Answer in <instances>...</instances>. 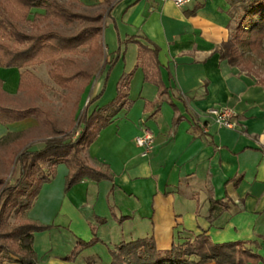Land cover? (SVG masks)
<instances>
[{"label": "crops", "instance_id": "0c3cea01", "mask_svg": "<svg viewBox=\"0 0 264 264\" xmlns=\"http://www.w3.org/2000/svg\"><path fill=\"white\" fill-rule=\"evenodd\" d=\"M104 1L73 3L95 8ZM109 7L103 20L110 48L106 63L120 52L111 68L104 65L91 99L116 97L119 86L127 97L107 106L110 123L86 158L112 180L84 179L65 190L68 170L56 166L25 215L52 226L33 236L37 264H110V251L121 242L152 238L164 252L175 241L203 233L215 244L252 243L247 247L264 258V88L221 57L233 7L227 0H193L181 8L153 0H111ZM131 37L159 47L161 80L168 90L162 98L143 81L137 45L127 42ZM22 72L0 69L11 103L21 94ZM157 101L156 114V106L144 111L145 102ZM221 107L234 109L236 128L220 127L206 115ZM37 126L34 118L0 124V141L33 134ZM145 132L154 145L142 157L133 139ZM211 199L228 202V208L209 214ZM93 239L98 242L91 247H77V241ZM74 251L73 259L65 260Z\"/></svg>", "mask_w": 264, "mask_h": 264}, {"label": "trees", "instance_id": "16d2710c", "mask_svg": "<svg viewBox=\"0 0 264 264\" xmlns=\"http://www.w3.org/2000/svg\"><path fill=\"white\" fill-rule=\"evenodd\" d=\"M66 3L77 0H65ZM111 0L103 4L108 7L105 14L87 16L72 12L59 0H0V69L23 70L20 74L18 90L22 91L27 83L44 86L31 70L47 64L49 79L59 88H66L70 83L83 79V88L89 83L91 76L77 67L76 62L69 56L86 49L89 56L100 50L99 39L103 32L102 19L109 13ZM233 7L230 39L220 49L223 60L235 66L246 57L249 60L257 57L264 60V0H227ZM29 16H32L31 26L40 29L44 26L62 24L70 26L75 22H83L88 27L72 36H64L54 31L32 35L21 30ZM11 42V43H10ZM129 43L137 45V66L143 74V81L157 88L158 98L168 94L160 75L158 60L159 47L144 37H131ZM116 57L104 65L113 66ZM239 62V63H238ZM31 69V70H29ZM0 79V124L6 125L34 118L39 125L50 130V136L45 139L38 149L25 148L16 155L14 164L18 174L12 184L0 192V264H37L33 251V236L49 230L52 226L25 221L18 225H10L8 218L14 214L17 218H25L31 209L43 184L49 183L55 175L56 166L62 164L68 174L65 190L84 179L100 182L112 180L107 170L94 168L81 157L86 154L89 146L96 140L99 132L110 123L106 108L114 103H120L127 95L117 87L116 97L106 105L96 103L102 94L90 99L83 109L76 124L79 132L75 138L65 136L62 129H57L48 114L38 108L18 109L2 103L5 93ZM158 101L145 102L144 111L149 107H157ZM95 105V106H93ZM121 105V104H120ZM119 105V106H120ZM128 107L130 103L127 102ZM122 106V105H121ZM94 109L89 111V108ZM174 112L175 106L171 105ZM178 118L173 120L176 124ZM7 137L1 139L5 141ZM0 141V142H1ZM46 165V170L42 166ZM38 175L37 177H35ZM3 181L0 180V185ZM221 208L225 211L228 202L210 200L209 214ZM97 239L88 243L77 241V247L89 248ZM252 243L229 242L215 244L204 233L195 236L191 241H175L168 251H158L152 238L137 239L121 242L110 251V264H264V258L252 251L247 245ZM75 251L65 260H72Z\"/></svg>", "mask_w": 264, "mask_h": 264}, {"label": "rangeland", "instance_id": "374dc122", "mask_svg": "<svg viewBox=\"0 0 264 264\" xmlns=\"http://www.w3.org/2000/svg\"><path fill=\"white\" fill-rule=\"evenodd\" d=\"M59 1L62 4H66L72 12L87 16H95L98 14L104 15L108 8L105 4L98 5L95 8H82L73 2L66 3L65 0ZM103 20L104 18L101 23H103ZM31 24L32 16H29L28 20L21 25V30L32 35L50 30L64 36H72L88 27V24L86 23L75 22L70 26L59 24L57 26L50 25L46 27L41 25L40 29H35L31 26ZM107 38V34L105 35V33L102 32L99 39L100 50L95 55L89 56L86 53V49H82L77 53L69 55L76 62L79 69L85 71L91 76V79L85 88H83L85 83L83 79L70 83L66 88H59L49 79L47 75L49 66L47 64H42L37 66L33 71L34 75L38 77L42 83H44L43 87L32 82L27 83L26 86L24 85L21 94L15 99V103H11V100L7 96L2 97V103L18 109H28L32 107L38 108L48 114V118L52 124L57 129H62L65 132V136L75 138L76 133L79 132L76 127V122L82 114L83 109L86 107L84 106L85 102L87 101L88 103L92 95L96 92V88L100 81V75L104 69V63L108 60L106 53L109 48ZM235 67L251 77L254 81H256V83L264 88L263 59L252 57V59L249 60L245 57L242 62L239 64L236 63ZM114 98L115 93L110 95L105 94L104 97L96 104L98 106L106 105L112 102ZM93 109L94 108L91 107L89 108V111ZM107 110L111 111L112 109L108 107ZM37 125L38 126L34 131L35 133L33 134L24 133L19 136L8 137L5 141L0 142V180L3 181V184L0 185V192L4 189V187L12 184L18 174V167L14 164L16 155L21 153L25 148L29 147L27 146L29 142L33 143L34 141L37 144L50 136L49 129L39 125L38 122ZM32 148L38 149L39 147L34 145ZM81 157L85 159L86 163L89 165L86 154H82ZM46 168V165L42 166V169L46 170ZM37 176L38 175L35 177ZM24 221L25 218H17L14 214L8 218V223L10 225H18Z\"/></svg>", "mask_w": 264, "mask_h": 264}, {"label": "built area", "instance_id": "2783aa9c", "mask_svg": "<svg viewBox=\"0 0 264 264\" xmlns=\"http://www.w3.org/2000/svg\"><path fill=\"white\" fill-rule=\"evenodd\" d=\"M153 1H158L161 3H171L174 6L181 8L188 5L193 0H153ZM206 115L212 118L214 123H216L220 127L226 129L236 128V124L233 121L234 117H236V114L234 109L232 108L221 107L216 109L215 108L210 109ZM133 143L138 148L141 149V156L147 157L153 149L154 137L150 133L145 132L142 136L135 137L133 139Z\"/></svg>", "mask_w": 264, "mask_h": 264}]
</instances>
